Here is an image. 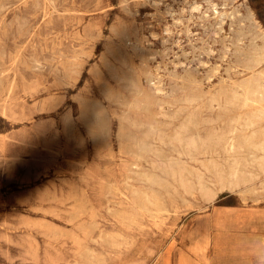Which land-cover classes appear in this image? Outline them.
<instances>
[{"label": "rangeland", "instance_id": "1", "mask_svg": "<svg viewBox=\"0 0 264 264\" xmlns=\"http://www.w3.org/2000/svg\"><path fill=\"white\" fill-rule=\"evenodd\" d=\"M262 48L264 0H0V264H264V169L186 146Z\"/></svg>", "mask_w": 264, "mask_h": 264}, {"label": "bare ground", "instance_id": "2", "mask_svg": "<svg viewBox=\"0 0 264 264\" xmlns=\"http://www.w3.org/2000/svg\"><path fill=\"white\" fill-rule=\"evenodd\" d=\"M231 44H232V42H231ZM262 49H264V48H262ZM225 50H227V49H225ZM253 50H256V49H253ZM260 50H261V48H260ZM250 51H252V50H250ZM253 52L254 53L252 56H249L248 58L246 57L247 61H246L245 66H246V70L250 74L249 78L247 80L245 79V81L242 82L241 84H239V85H237V86H235V87H233L227 91H224V92L220 93L219 95L214 96L212 99V101L215 102L217 105L220 102H222L223 106H225L227 109L228 120H227V122L225 121L226 122L225 127L224 128L220 127L219 130L215 127L214 128L212 127L211 131L209 133H207L205 135V137H203V138H201L200 136H197L195 138L193 137L186 144V146H188V148H190V149L203 150V152L212 150L213 148L214 149L218 148L219 150H221L228 157H230V159L232 158V160H231L232 165H237V166L239 165L241 167L242 174L240 173L241 174L240 183L242 182V184L244 186L250 182L252 177H257L259 170L264 169V53H260V51H253ZM247 54H249V53H247ZM249 55H251V54H249ZM246 58H244V59H246ZM153 59H151V60H153ZM227 66H228V64H227ZM226 69H228V68H226ZM212 101H209V103ZM210 105H212V104L210 103ZM184 131H186V127L183 128V132ZM121 133H122V131H121ZM122 134H121V136H122ZM180 135L181 134L179 132V136ZM177 140L180 141L182 139H181V137H179V138H177ZM250 156H252V158H250ZM238 158H240V161L238 160ZM227 162H229V161L227 160ZM210 164L207 163V165H210ZM225 165H226V163H225ZM210 167H211V165H210ZM233 176L234 177L236 176L235 173L233 174ZM232 179L233 178H231V180ZM236 179L237 178H235L234 181H236ZM261 183H262V185H264V182H261ZM197 185H199V184H197ZM262 187H264V186H262ZM206 190H207V188H206ZM249 190H250V188H249ZM257 190L259 191V189H257ZM262 190H264V189H262ZM243 192H244V190H243ZM253 193H254V191H252L251 194H253ZM255 193H257V192H255ZM261 193H262V191H261ZM213 194H215V193H213ZM213 194H209V195L211 196ZM240 195H242V194H240ZM248 195H250V194H248ZM250 196H252V195H250ZM205 198H207V195ZM242 199H243V197H242ZM246 200H247V198H246ZM254 200H255V198H254ZM257 200H258V197H257ZM210 201H211V199H210Z\"/></svg>", "mask_w": 264, "mask_h": 264}]
</instances>
